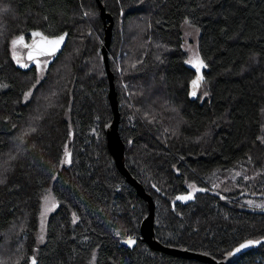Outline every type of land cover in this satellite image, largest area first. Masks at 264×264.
I'll use <instances>...</instances> for the list:
<instances>
[{"label":"trees","instance_id":"obj_1","mask_svg":"<svg viewBox=\"0 0 264 264\" xmlns=\"http://www.w3.org/2000/svg\"><path fill=\"white\" fill-rule=\"evenodd\" d=\"M100 1L113 18L127 168L155 201L156 238L217 259L263 238L264 0ZM100 13L96 0H0V264H204L121 243L140 238L148 209L107 146ZM186 22L199 32V69L187 62ZM33 30L69 33L40 71L12 58ZM46 192L57 208L39 243ZM234 264H264V243Z\"/></svg>","mask_w":264,"mask_h":264},{"label":"water","instance_id":"obj_2","mask_svg":"<svg viewBox=\"0 0 264 264\" xmlns=\"http://www.w3.org/2000/svg\"><path fill=\"white\" fill-rule=\"evenodd\" d=\"M100 10H101V18L104 23V44L102 47L103 61L107 73V77L109 80V101L113 112L112 120L105 126V134L107 139V146L111 156L115 161V165L119 172L123 175L125 181L132 186L137 195L143 199L147 205L148 213L144 217L141 226H140V238L135 239V244L129 245L126 241L129 239H124L121 243L130 250H133L140 240L143 243H146L151 249L155 251L162 252L167 255L176 256L183 259H188L196 262H201L204 264H234L243 254L247 252L258 249L264 243V237L261 239H248L244 240L237 246H235L231 251L225 254V256L221 259L214 258L208 254L200 253L196 251H191L188 249H180L175 247H170L162 244L157 238L155 234V210L156 204L152 197V195L146 190L145 186L136 179L129 169L127 168L126 163V145L122 140L119 125H120V108L118 103V95L114 82V74L110 69L109 64V48L111 45L112 35H113V18L112 16L106 12L104 6L102 5L100 0H96ZM109 22V23H108ZM35 33H40L39 36L34 35ZM61 36L64 37L63 41L56 47L53 54H49L46 49L50 47L49 43L53 40H58ZM23 37V41L19 42V38ZM30 39L27 40L26 35L19 36L15 41H18L14 47L22 46L25 48V54L21 55L20 53H12V58L19 69L29 70L34 66L40 71L42 64H44V58H48L45 60V67L49 68V66L54 62V60L61 54L68 42L69 33H63L58 36H47L43 32L39 30H33L29 32ZM190 196L191 199L182 200L178 199V197L173 201V206L176 203L187 204L192 201V195L180 196L187 197ZM249 241L258 242L249 245L246 248H241V245L248 244ZM240 249V251H237Z\"/></svg>","mask_w":264,"mask_h":264},{"label":"rangeland","instance_id":"obj_3","mask_svg":"<svg viewBox=\"0 0 264 264\" xmlns=\"http://www.w3.org/2000/svg\"><path fill=\"white\" fill-rule=\"evenodd\" d=\"M182 33H183V39H184V49L188 56L187 62L191 65L192 64L196 65L197 61H200L199 53H198L199 32L190 23L186 22L182 26ZM11 46L13 48V53H16L13 43ZM19 48H21V46H19ZM119 59H120V56H118V60ZM255 207L264 208V203L261 202L259 206H255ZM56 208H57V204L54 199V196L52 195L51 192H46L44 196L42 197L41 210L39 213V221H38L39 234L37 237V240L39 243L43 242L48 217L50 216L52 212L55 211Z\"/></svg>","mask_w":264,"mask_h":264},{"label":"snow or ice","instance_id":"obj_4","mask_svg":"<svg viewBox=\"0 0 264 264\" xmlns=\"http://www.w3.org/2000/svg\"><path fill=\"white\" fill-rule=\"evenodd\" d=\"M34 35H37L39 36L40 33H35ZM64 37L61 36L58 40H53V41H50L48 42L50 47L48 49H46L48 51L49 54H53V52L55 51L56 47L60 44L61 41H63ZM23 41V37H20L19 38V42H22ZM18 41H13V45H15ZM198 69L200 67H204L205 65L203 64V61H197L196 65H195ZM198 79H202V77L198 78ZM193 85L194 86H198V81H193ZM193 95H195V92H193ZM70 153H67L65 154V160L64 162L65 163H70L71 160H70ZM0 183H2V181H0ZM178 199H182V200H187V199H191L190 196H187V197H178ZM126 243H128L129 245H133L135 244V240L129 238ZM253 243H258V242H253V241H249L248 244H243L241 245V248H246L248 247L249 245L253 244ZM237 251H240V249H237ZM33 264H35V262H33Z\"/></svg>","mask_w":264,"mask_h":264},{"label":"flooded vegetation","instance_id":"obj_5","mask_svg":"<svg viewBox=\"0 0 264 264\" xmlns=\"http://www.w3.org/2000/svg\"><path fill=\"white\" fill-rule=\"evenodd\" d=\"M14 48H16L17 52L20 53L21 55H24V54H25V51H26V50H25V48H23L22 46H21V48H19V46L14 47ZM19 49H23V50H24V52H23L24 54H22V53L20 52ZM43 60H44V59H43Z\"/></svg>","mask_w":264,"mask_h":264}]
</instances>
